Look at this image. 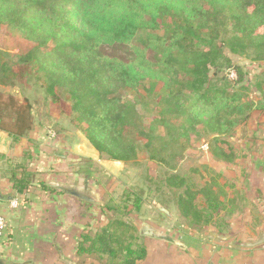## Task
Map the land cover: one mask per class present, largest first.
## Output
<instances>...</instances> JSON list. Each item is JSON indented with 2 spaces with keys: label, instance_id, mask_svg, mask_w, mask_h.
<instances>
[{
  "label": "trees",
  "instance_id": "obj_1",
  "mask_svg": "<svg viewBox=\"0 0 264 264\" xmlns=\"http://www.w3.org/2000/svg\"><path fill=\"white\" fill-rule=\"evenodd\" d=\"M0 25L20 31L34 45L26 54L11 58L0 51V84L13 88L26 77L42 81L54 105L70 106L74 123L96 151L125 164L136 161L144 150L158 160L155 150H167L171 143L162 138L158 147L149 137L144 146L139 144L143 117L135 103L118 98L120 89H136L142 80H149L160 110L155 123L164 125L176 143L184 144L191 133L209 127L215 134L230 133L247 119L241 115L248 104L227 84L214 80L223 67L221 60L225 61L223 48L244 54L254 44L264 52L260 31L264 0H0ZM114 44L130 46L134 59L124 61L102 53V45ZM256 59H264V54ZM249 103L248 110L264 111V100ZM33 106L27 96L0 90V131L8 133L12 146L35 128ZM168 115L178 117L181 124L175 127ZM173 130L179 135L173 137ZM218 150L215 156L230 162L226 152ZM32 160L29 150L20 160H7L9 179L18 194L34 183L35 174L29 171ZM81 170L92 173L88 167L83 170V164ZM165 182L180 192L177 205L183 217L220 229L228 226L219 219L228 205L211 184L196 185L193 178L177 174ZM41 187L53 190L44 183ZM122 203L113 199L106 203L104 208L113 213L109 225L85 235L79 255L106 264H136L146 258V248L131 233L136 227L120 219L139 214L142 198L131 192ZM235 211L227 212V220Z\"/></svg>",
  "mask_w": 264,
  "mask_h": 264
},
{
  "label": "rangeland",
  "instance_id": "obj_2",
  "mask_svg": "<svg viewBox=\"0 0 264 264\" xmlns=\"http://www.w3.org/2000/svg\"><path fill=\"white\" fill-rule=\"evenodd\" d=\"M260 31L264 33V27ZM33 46V43L24 39L20 31L7 25H0V51L7 57L24 55ZM218 46L223 47L220 41ZM101 51L109 57L124 61L134 59L132 49L127 45H102ZM261 54L263 55L264 52L258 50L254 44L249 45L244 54H234L229 48H223L225 61L221 60L223 67L214 80L222 85L227 84L230 91L239 93L242 101L248 104L243 108L244 113L241 115V118L247 116V119L230 133L215 134L209 127L204 128L202 132L191 133L190 141L187 140L184 144L176 143L172 137L170 138L171 133L164 125L155 123L160 119V110L156 108L158 99L150 92L151 82L149 80H142L136 89L119 90L118 98L135 103L138 112L143 117V130L137 138L139 144L144 146L149 137L156 141L158 147L163 145L162 138L171 143L167 150L161 148L155 150L158 155V160L155 161L151 159L152 154L144 150L139 151L136 161L127 164L121 162L113 164L106 155H100V161L91 166L88 165L90 164L88 161L82 163L83 170L88 167L97 175L99 181L97 189L102 196V206H105L110 199L123 206L122 202L131 192H136L141 196L143 203L140 213H133L125 218L120 217L129 222L132 227L134 224L137 225V229L131 232L132 234L139 235V228L144 225L154 228L158 236H172L181 231L216 234L220 229L213 225L206 226L204 223H197L181 215L177 205V195L180 192L172 191L165 182L171 174L191 177L196 185L211 184L214 192H220L228 205L222 217H219L224 220L225 224H227L226 215L230 209H238L239 212L244 202L242 195L246 191L256 190L254 185L258 182L260 184V178L262 175L264 177V111L247 108L252 106L249 102L257 104L264 100V59H256ZM226 60L230 63H226ZM236 68H239L243 75L242 81H238L240 72ZM211 71L213 78L215 69L211 68ZM232 71L236 74L234 79L229 77ZM159 88L160 85L156 87V91ZM0 90L6 94L29 97L34 105L33 114L38 116V120L45 122L46 126H53L57 133H67V137L71 140L75 137L77 142L89 143L81 127L78 123H74L70 106L54 105L42 87V81L37 78L26 77L13 88L0 84ZM167 118L175 127L181 124V120L176 116L168 115ZM172 132L173 137L179 135L175 130ZM180 140L185 141V138ZM204 144L208 145L207 150L202 148ZM218 149L226 152L230 162H225L215 156L214 153H220ZM218 174L221 175L219 179L216 178ZM215 179H217L216 182L213 181ZM158 206H163L168 210L170 216L160 212ZM128 209L132 210V206L129 205ZM224 229L228 232L227 227ZM129 235L130 233L125 237L128 238Z\"/></svg>",
  "mask_w": 264,
  "mask_h": 264
},
{
  "label": "crops",
  "instance_id": "obj_3",
  "mask_svg": "<svg viewBox=\"0 0 264 264\" xmlns=\"http://www.w3.org/2000/svg\"><path fill=\"white\" fill-rule=\"evenodd\" d=\"M35 120L33 131L13 146L8 133L0 131V216L7 222L0 259L4 264H106L78 254L83 237L105 228L113 217L101 205L97 175L81 170L83 161L96 164L100 154L90 143L77 142L75 137L72 142L67 133H57L38 116ZM26 150L33 157L29 171L35 180L27 191L18 194L9 179L7 160H20ZM262 178L254 185L255 191L242 195L239 212L237 209L227 221L228 232L181 231L151 238L142 233L143 226L139 228L140 234L135 236L147 255L136 264H264V244L253 248L238 244L253 242L264 232ZM42 183L53 190L42 189ZM73 189L88 194L91 200L73 195Z\"/></svg>",
  "mask_w": 264,
  "mask_h": 264
},
{
  "label": "water",
  "instance_id": "obj_4",
  "mask_svg": "<svg viewBox=\"0 0 264 264\" xmlns=\"http://www.w3.org/2000/svg\"><path fill=\"white\" fill-rule=\"evenodd\" d=\"M73 195L80 197L84 200H91L90 196H88V194L79 191L78 189H73ZM158 210L164 214H166L167 216H170V213L168 212V210H166L163 206H158ZM142 233L145 236L151 237V238H157L158 235L156 234V231L145 225L142 228ZM240 246L244 247V248H253L259 245L264 244V232L260 233L258 236V239L253 241V242H243V243H238ZM0 264H4V262L0 259Z\"/></svg>",
  "mask_w": 264,
  "mask_h": 264
},
{
  "label": "built area",
  "instance_id": "obj_5",
  "mask_svg": "<svg viewBox=\"0 0 264 264\" xmlns=\"http://www.w3.org/2000/svg\"><path fill=\"white\" fill-rule=\"evenodd\" d=\"M229 77H230L231 79L236 78V74H235V72H233V71L230 72ZM202 148H203L204 150H207V149H208V145H207V144H204V145L202 146ZM12 205L15 207V206L17 205L16 201L13 202ZM6 231H7V222H6V220H5L4 217L0 216V241L4 238V235H5Z\"/></svg>",
  "mask_w": 264,
  "mask_h": 264
}]
</instances>
